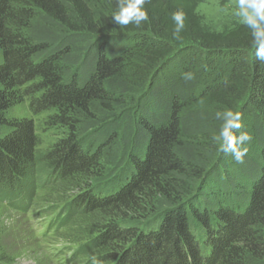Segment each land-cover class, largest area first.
<instances>
[{
  "label": "trees",
  "instance_id": "16d2710c",
  "mask_svg": "<svg viewBox=\"0 0 264 264\" xmlns=\"http://www.w3.org/2000/svg\"><path fill=\"white\" fill-rule=\"evenodd\" d=\"M206 1L146 0L147 21L119 26L117 0H0V202L26 215L81 189L57 218L94 216L74 264H264V61L244 24L204 28ZM224 110L251 137L243 163L213 139ZM44 115L65 134L47 151Z\"/></svg>",
  "mask_w": 264,
  "mask_h": 264
},
{
  "label": "rangeland",
  "instance_id": "374dc122",
  "mask_svg": "<svg viewBox=\"0 0 264 264\" xmlns=\"http://www.w3.org/2000/svg\"><path fill=\"white\" fill-rule=\"evenodd\" d=\"M237 0H231L226 5L222 0H207L198 9L203 19L204 28L210 32L227 33L234 28L243 25L236 15ZM29 101L25 100L9 111V116L25 118L30 115ZM47 115L39 119L37 125L41 131L42 150L47 151L64 138V132L46 127ZM35 120V117L33 118ZM47 178H49L47 176ZM46 178V179H47ZM52 178L50 179V181ZM81 189L69 188L65 184L57 187L47 188L38 193L36 205L31 211H41L42 215L46 208L52 205H60L70 202L72 198L81 195ZM109 193V192H108ZM107 194V193H106ZM108 195V194H107ZM30 218L24 215L19 208H14L0 202V258L4 264H55V254L59 253L65 246H71L87 241V232L94 216L79 217L76 223L87 226V230L67 229L62 234L52 236L44 241L36 238L38 230L42 228L41 218ZM35 227V228H34ZM86 233V234H85ZM103 253V252H101ZM100 251L83 257L79 264L86 263V260L97 263L106 260L101 257ZM112 261L109 262L111 264Z\"/></svg>",
  "mask_w": 264,
  "mask_h": 264
},
{
  "label": "clouds",
  "instance_id": "9594fccd",
  "mask_svg": "<svg viewBox=\"0 0 264 264\" xmlns=\"http://www.w3.org/2000/svg\"><path fill=\"white\" fill-rule=\"evenodd\" d=\"M145 3L146 0H117V10L112 15V22L119 26L129 24L140 26L142 22L148 20V14L143 8ZM236 7V15L240 22L251 30L257 59L264 61V0H237ZM172 20L175 23L173 35L179 39L184 29V13L173 12ZM183 79L190 81L194 76L191 72L184 73ZM215 118L221 121V125L213 139L220 143L222 151L230 153L237 162L243 163V158L247 154L244 145L251 137L246 131H239V135L235 134V131L241 129V114L224 110L216 112ZM93 264H97L95 258Z\"/></svg>",
  "mask_w": 264,
  "mask_h": 264
}]
</instances>
